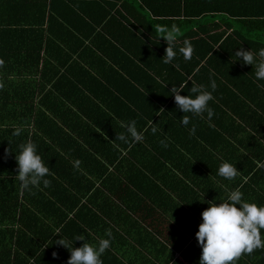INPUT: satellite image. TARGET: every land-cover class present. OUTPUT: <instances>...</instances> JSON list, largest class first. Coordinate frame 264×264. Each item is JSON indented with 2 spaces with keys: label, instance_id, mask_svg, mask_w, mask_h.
<instances>
[{
  "label": "trees",
  "instance_id": "16d2710c",
  "mask_svg": "<svg viewBox=\"0 0 264 264\" xmlns=\"http://www.w3.org/2000/svg\"><path fill=\"white\" fill-rule=\"evenodd\" d=\"M254 3V0H0V174L7 176L6 180H0V243L10 246L7 241L13 240L14 226L17 222L24 224L30 215L39 216L40 212L67 215L57 209L56 201L68 210L73 208L76 203L72 197L54 182L56 174L65 176L68 172L83 179L79 175L83 173L87 179L85 172L90 170L97 176L95 179H101L109 170L107 164L114 165L119 157L113 155L112 145L128 148L144 144L133 142L130 137L127 142L115 139L117 134L127 136L124 126L129 121H135L141 132L146 129L151 148L161 152L162 145L158 144L166 140L162 139L165 136L159 122L172 105L176 106L169 87L184 83L188 90L193 82H211L215 78L231 81L227 78L228 71L216 67L230 62L231 54L227 56L226 49L230 52L239 41L250 40L247 16L253 15L250 9ZM234 17L241 23V35L239 31L228 32ZM173 26L178 29L177 47L188 39L193 54L191 60L185 61L178 55L174 64H165L161 58L167 44L158 38L163 35L158 29ZM149 80L158 88H152ZM108 84L112 89L107 98L103 85ZM21 91L28 96L19 95ZM181 94L186 95L185 91ZM121 98L124 110L114 109L111 113L109 107ZM70 117L73 119L68 120ZM32 120L36 121L37 130L41 128L43 132L36 137L28 132ZM59 121L69 132L79 134L84 144L94 140L96 150H72L77 153L74 163L55 166L56 157H62L57 147L64 148L58 142L63 143L70 135L62 130ZM14 127L23 129L20 137L12 136ZM153 128L157 130L155 133ZM27 139L37 144L39 154L50 168L51 175L46 177L50 181L48 187L41 185L28 191L14 180V153L6 156L5 149L11 147L15 151ZM136 152L133 147L132 153ZM148 153L152 151L148 149ZM185 158V154L180 156L181 160ZM168 159L166 153L165 160ZM86 182L87 191L93 194L97 184ZM78 194L84 195L82 190ZM207 207H202V211ZM24 236L23 230L16 234L19 244ZM38 251L37 248L23 259L18 254L16 262L5 257L1 264H40Z\"/></svg>",
  "mask_w": 264,
  "mask_h": 264
},
{
  "label": "crops",
  "instance_id": "0c3cea01",
  "mask_svg": "<svg viewBox=\"0 0 264 264\" xmlns=\"http://www.w3.org/2000/svg\"><path fill=\"white\" fill-rule=\"evenodd\" d=\"M254 2L255 6L250 9L253 15L247 16L250 40L239 41V45L229 49L230 52L226 49L224 53L231 54L230 62L216 67L228 71L230 77H226L231 81L215 78L216 89L209 102L214 112L211 119L207 118V113L203 119L191 113L183 114L172 105L159 122L165 136L162 139L166 140L164 144H158L162 145L161 152L151 148L146 129H143L140 142L144 144L136 143L128 148L117 143L116 147L111 146L113 155L119 154V157L114 165L107 164L109 170L101 179H95L97 176L89 169L85 172L87 179L83 173L79 174L83 179L67 171L65 176L56 174L54 182L61 184L76 204L68 210L55 200L57 209L67 215L40 212L39 216L26 217L24 224L17 222L13 240L7 241L10 246L0 243V264L5 257L7 261L11 258L16 262L18 254L19 259L29 258L37 248L40 264H66L70 252L56 244L59 236L55 233L69 241L84 233L90 243H95L106 238L107 230L112 232V239L110 248L101 258L103 264H198L202 248L195 234L202 222V207L209 206L207 201L226 199L229 190L239 187L245 200L264 204V81L255 79L254 66L234 61V51L239 47L254 52L264 47V0ZM235 20L236 17L228 32L239 31L241 35V23L239 19ZM150 81L152 88H158L153 80ZM193 84H203L212 91L211 82L203 80L189 84L188 90H184L186 95ZM103 86L108 98L112 88L109 84ZM18 93L28 96L26 91ZM122 99L109 107L111 113L114 109L124 110ZM183 115L189 117L187 126L181 123ZM35 122L32 120L29 124L28 132L30 135L35 133L36 137L43 132L41 128L37 130ZM59 125L69 132L63 121H59ZM107 132L111 131L107 129ZM69 133L64 138L66 145L58 142L64 148L57 147L62 157H56L55 166L74 163L77 153L73 151L96 150L94 140L84 144L79 134ZM133 147L137 149L136 153H132ZM148 149L152 154H147ZM166 153L168 160H165ZM183 154L186 158L181 160ZM224 160L238 168V175L233 180L217 175ZM87 180L97 184L93 194L87 191ZM80 190L83 196H79ZM48 195L52 200L53 197ZM20 230L26 233L21 244L16 238ZM83 242L77 240L75 246L79 247ZM234 264H264V248L242 254Z\"/></svg>",
  "mask_w": 264,
  "mask_h": 264
},
{
  "label": "clouds",
  "instance_id": "9594fccd",
  "mask_svg": "<svg viewBox=\"0 0 264 264\" xmlns=\"http://www.w3.org/2000/svg\"><path fill=\"white\" fill-rule=\"evenodd\" d=\"M163 33L158 38L166 41L167 47L165 54L161 58L165 64H174L177 56L180 55L185 61L191 60L193 45L190 40L184 39L182 45L177 47L176 27L160 28ZM236 59L242 65H252L257 81H264V47L254 52L252 49L239 47L234 51ZM186 85L180 83L173 85L170 89V96H174L177 109L183 114L191 113L193 116L211 119L214 115L209 102L213 100L212 92L216 89V82L211 81V90L203 85H196L190 88L187 95L181 94ZM181 123L187 126L190 123L188 116H182ZM126 135H116L115 139L128 141L130 137L133 142H140L143 133L136 127L135 121H129L124 126ZM153 133L157 130L152 129ZM194 132V128L192 129ZM23 129L14 127L12 136L20 137ZM11 143V142H10ZM14 153L16 161L15 181H19L22 189L31 191L39 189L41 185L48 187L50 181L46 178L51 175L50 168L47 166L39 154L38 146L31 139L24 140L17 145V150L11 147L5 149V155L11 156ZM195 162V161H194ZM193 162V163H194ZM217 175L226 179L233 180L238 175L236 165L228 160H224L218 167ZM7 176L0 174V180H6ZM204 200V199H203ZM201 200V201H203ZM209 207L202 211V222L196 232L198 244L202 248V254L198 264H234L242 254H251L256 249L264 248V204L249 202L244 199L239 187L229 190L226 199L207 201ZM56 244L65 247L70 256L66 264H103L102 256L111 246L112 232L107 230L106 238H100L95 243H90L85 234L77 235L73 240L62 237L59 233ZM84 241L79 247L75 246V241ZM54 256L57 253H53Z\"/></svg>",
  "mask_w": 264,
  "mask_h": 264
}]
</instances>
